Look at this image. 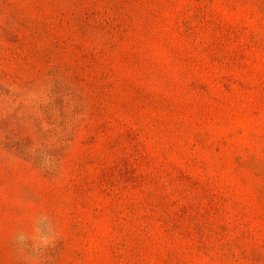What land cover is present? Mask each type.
<instances>
[{
    "label": "rangeland",
    "instance_id": "374dc122",
    "mask_svg": "<svg viewBox=\"0 0 264 264\" xmlns=\"http://www.w3.org/2000/svg\"><path fill=\"white\" fill-rule=\"evenodd\" d=\"M0 264H264V0H0Z\"/></svg>",
    "mask_w": 264,
    "mask_h": 264
}]
</instances>
